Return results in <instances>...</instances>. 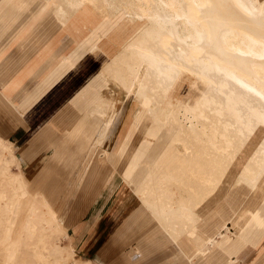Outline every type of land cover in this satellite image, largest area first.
Returning <instances> with one entry per match:
<instances>
[{"label": "bare ground", "instance_id": "bare-ground-1", "mask_svg": "<svg viewBox=\"0 0 264 264\" xmlns=\"http://www.w3.org/2000/svg\"><path fill=\"white\" fill-rule=\"evenodd\" d=\"M8 2L11 11L24 13V29L60 28L74 45L89 42L93 53H106L89 83L97 90L111 82L133 97L137 108L118 125L101 122L89 151L121 169V194H133L150 210L164 238H193L192 257L185 255L184 244L174 246L177 254L194 263L238 242L253 249L248 264L263 262L264 215L241 202L244 191L254 190L264 176V0ZM102 21L115 25L98 33ZM77 50L58 58L70 63ZM185 74L198 82L189 99L174 96ZM108 102L105 96L94 103L91 115L104 112ZM129 122L136 130L132 141L121 129ZM122 142L128 148L118 149ZM4 146L15 160L11 144ZM7 168L0 165L12 188L9 203L19 206L28 192ZM36 212L30 209L23 220L27 236ZM233 226L239 228L234 234ZM84 264L91 262L84 257Z\"/></svg>", "mask_w": 264, "mask_h": 264}, {"label": "rangeland", "instance_id": "rangeland-1", "mask_svg": "<svg viewBox=\"0 0 264 264\" xmlns=\"http://www.w3.org/2000/svg\"><path fill=\"white\" fill-rule=\"evenodd\" d=\"M4 1L0 0V3H4ZM5 2H8V0ZM4 7L8 8L7 12H13L11 11L13 6L7 4ZM23 15L24 13L22 12L19 15L16 14L14 17L0 20L1 62L9 60L11 55H16L17 58L22 59L20 65L35 63V60H38L40 55L38 53L47 42H51L54 48H58L61 45L64 46L65 50L69 51H73L77 47V51L80 52H75L72 55L73 59L69 63V71L63 75L64 77L62 76L51 88L40 95L36 102L30 105L32 108L27 111L25 120L22 121L23 123L15 124V117L4 108L3 104H0V135L13 141L15 147L10 143L14 147V150L12 151L11 149V152L16 156L14 160L6 151L4 152V144L9 142L0 138L2 143L4 142V144L0 143V165L5 166V168L8 167L7 169L17 176L19 183L28 192L19 201V206L10 204L12 188L10 187L11 185H7L4 179L5 174L1 175L0 173V264H47V262H49L48 264H84V257L87 256L91 257L92 264H128L124 257L127 254L128 257H132L133 252L131 250L135 244L133 241L135 234L132 233L136 229H131L124 240H117L119 239L117 238L118 233H116L117 229L114 227L107 236L98 241L94 249L88 251V253L82 251V247L96 231L98 224H100L101 207L109 198L112 193L111 191L120 185V179L112 178L113 180L110 183L107 182L101 197H98V201H95L91 207L89 205L86 207V199L89 197L91 191H86L87 184L84 185L85 175L81 171L83 153L74 160L68 159V155L78 148L77 142L67 140L62 147H59L57 144L56 146L55 144L47 143V140L42 136L39 137L40 131H38L39 135L36 141L32 143H30V139L26 140L24 138V136L33 131V133H36L40 125L46 122V119L49 118L48 123L52 124L57 114L68 105L69 100L73 99L72 95H74L75 91L85 83L90 84L89 82L96 77V73L107 60V55L98 49L93 53L88 45L89 42L82 44L80 47L77 46L79 43L74 45L69 40L66 31H62L60 28L39 37L33 36V43L37 42L36 46L28 47L26 45L22 47L19 45V42L24 36L23 33L26 32L24 28L28 27V24L24 26L21 23ZM113 25H115L113 22L102 21L95 31L104 33ZM41 32L38 31V34ZM90 33L91 31L82 39L88 38ZM37 82V80L28 82L27 91L39 85ZM193 82L194 77L187 74L183 75L175 88L174 96L181 99H189L194 94L195 87L198 86V82H194L195 85L192 84ZM104 87V89L101 87L97 89L93 97L96 99V102H100L106 96L109 100V105L105 111L102 108V111H104L102 113H92V115L96 114L97 116V126L93 134L89 135L85 129L81 134L82 136L85 132L87 133L88 145L96 129L104 121L102 119L109 120L112 118V125L115 126L118 125L117 123L120 119H125L133 109L137 108L133 97L127 96L118 86L109 82ZM121 110L122 114H119L118 112ZM116 113L119 115L115 116ZM25 125H31L30 130ZM121 129L124 135L127 132L128 136L126 139L132 141L136 132L135 126L129 122L125 126H122ZM22 135L24 136L21 137ZM61 135L63 136L59 137V141L66 138V134ZM56 148L62 149L61 153L64 150V158L57 156L58 153L55 152ZM18 156L21 158V166L20 161L17 164ZM4 182L6 186H4ZM242 196H244L241 202L242 207L249 206L255 208L258 213L260 212V216L261 214L264 215V176L254 190H246ZM40 198L46 202L53 213H56L57 219H52L44 211L45 208L42 206ZM29 206L30 208H28ZM30 209H33L35 212L37 211V216L32 218V222L30 221L29 233H31V236H27L28 232L25 231L22 225ZM78 212L79 218L70 223ZM225 216H229V212H225ZM58 218L67 226L66 230L57 225L56 220L58 221ZM150 220L152 219L143 221L141 225L145 222L148 225L149 222H152ZM247 222L252 225V222L248 219ZM231 230L232 234H234L239 231V228L238 226H235V228L233 226ZM7 236L10 237L9 240H6L5 237ZM32 236L36 241H34ZM234 236L232 235V237ZM13 245L15 246L13 247L14 249H12ZM244 248L237 246L235 253H233L236 257L235 262L239 264L245 258L253 256V249ZM54 249H57V252ZM175 251L174 246L167 245V247L156 251L141 264H162L164 257L172 256ZM256 264H264V261Z\"/></svg>", "mask_w": 264, "mask_h": 264}, {"label": "crops", "instance_id": "crops-1", "mask_svg": "<svg viewBox=\"0 0 264 264\" xmlns=\"http://www.w3.org/2000/svg\"><path fill=\"white\" fill-rule=\"evenodd\" d=\"M5 1L4 3H0V20L11 18L16 14H19L15 11L7 12V7L4 6L10 3ZM38 30L42 32L38 34ZM52 30L54 31V28L46 27L41 29H28L25 33H23L24 36L20 40L19 45L22 47L26 45L28 47L36 46L37 42L33 43L34 40L32 37H39L47 32L51 33ZM69 52V50H65L64 46L60 45L58 48H54L51 42H47L38 53L40 55L38 60H35V63L20 65V61H22V59L17 58L16 55H11V58L5 62H1L0 59V104H3L4 108L8 112L12 113L13 117H15V124L23 123L22 121L25 120L27 111L32 108L30 105L36 102L40 95L44 94V92L51 88L66 72L69 71V63H65L64 60L62 61L58 58L59 56L64 55L69 57ZM32 80H37V84L39 83V85H36L37 87L35 86V88L27 91L28 82ZM95 91L96 90L91 84H83L75 91L74 95H72L73 99L69 100L68 105H66L65 108L57 114L52 124L48 123V118L46 119V122L40 125V128L38 126L39 129L36 133H33V131L26 136H21H24L26 140L30 139V143H32L36 141V138L39 135L38 131H40L39 137L42 136L47 140V143L57 144L59 147H62L64 142L67 140L77 142L78 148L73 150L72 153L68 155V159L74 160L83 153V165L81 166V171L82 174L85 175L84 185L87 184L86 191H91L89 197L86 199V207L88 205L91 207L95 201H98V197H101L102 191L105 189L107 182L110 183L113 180L112 178L120 179V185L116 187L115 190L111 191L112 193L109 198L101 207L100 224H98L96 231L86 241L82 247V251L84 253H88V251L94 249V246L98 243V241L107 236L111 229L115 227L117 229V232L116 230L115 232L118 233L117 238H119L117 240H124L127 237L126 234L128 235V232L131 229H136L133 230L132 233L135 234L133 240L135 244L132 246L131 250L133 252L132 257H128V254L124 257L126 258L128 264H141L148 257H151L156 251L167 247V245L177 246V248L180 249L184 244L185 255L187 254L192 257V255L196 252L192 247L193 238L191 236L184 239L181 237L178 241H171L170 239L167 240L164 238L165 233L163 227L158 223V221H156L157 218L152 215L150 210L142 204V202L136 201L134 199L136 196L131 193L127 195L125 194L123 197V177L121 169H117L111 161L107 162V159L102 155L89 151V146L92 144L93 138L98 130L97 128L88 145V136L86 134L88 133L89 135H92L97 126L96 114L91 115V109L94 106L93 104L96 103V99L93 97ZM26 128L30 130L31 125L26 126ZM84 129L87 133L85 132L84 135L81 136ZM61 134H66V138L59 141V137L63 136ZM127 136L126 132L125 137ZM0 138L6 140V142L11 143L15 147L13 141L4 138L2 135H0ZM124 143L126 142H122V144L117 146V148H128L124 145ZM12 145L11 149L13 151L14 147ZM61 150L62 149L60 148H56L55 152L58 153L57 156L59 158H64V150L62 153ZM18 158L21 166V158L19 156ZM81 178L80 180H82ZM79 216L78 212L76 217H74L70 223L76 221ZM146 218L152 219L150 220L152 222H149L148 225L147 222L141 225L143 221H147ZM58 221L60 222V226L66 230L67 226L60 218H58ZM194 228H196V225ZM71 244L73 243L71 242ZM237 246L241 248L245 247L243 244L236 242L229 248L228 252H225V249H220L214 255L208 253L205 255L206 257L196 258L194 263L189 261L188 258L184 259L183 257H180L177 254V251H175L172 256L167 258L164 257V262L162 264H233L236 261V257L233 253H235ZM246 248L249 247H245L244 249ZM85 258H88L92 264L90 256ZM250 260L251 257L245 258L242 262L239 260V262L241 264H248ZM234 264L239 263L235 262Z\"/></svg>", "mask_w": 264, "mask_h": 264}]
</instances>
